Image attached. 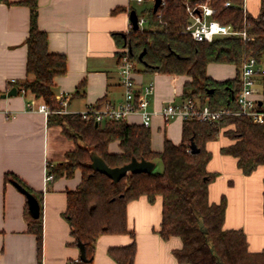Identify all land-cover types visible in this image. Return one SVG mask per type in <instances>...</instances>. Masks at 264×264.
<instances>
[{
    "label": "trees",
    "instance_id": "trees-1",
    "mask_svg": "<svg viewBox=\"0 0 264 264\" xmlns=\"http://www.w3.org/2000/svg\"><path fill=\"white\" fill-rule=\"evenodd\" d=\"M135 1L131 0L130 10L145 15L148 23L144 28H132L125 36H117L121 49L129 48L135 70L140 66L139 70L143 72L185 75L188 79L184 84L183 100L196 101L213 110H230L232 114L223 116L219 122L183 120L182 141L175 143L166 138L160 151L153 149L151 128L143 124L112 120L96 126L95 122L84 120L78 113L49 114V125H59L67 137L84 142L68 151L62 162L49 164L54 179L70 178L77 169L82 171L78 187L67 191L64 216L75 242L85 245L87 260L79 259L72 264H93L96 243L103 234H129L131 243L112 247L109 254L119 264H134L137 243L135 232L129 229L127 207L131 201L143 196L151 203L161 197L159 233L165 240L172 236L181 238L183 246L175 251L180 263L264 264V250L251 251L243 229L225 227L227 198L224 196L219 203L210 201L209 187L217 173L208 170L213 154L207 148V144L222 133L231 142L223 146L221 152L237 158L238 167L244 174L250 175L264 166V123H255L251 118L237 114L240 110L237 95L242 88L241 66L251 56L264 63V0H261L257 15L243 9L245 0H209L222 25L247 31L252 37L250 40L241 36L221 37L212 42L196 41L187 32L188 6L194 7L207 0H161L157 10L156 0H143L140 11ZM227 1L231 2L230 7L225 6ZM16 4L30 8L27 74L33 78L16 81L14 86L19 92L25 89L26 93L43 99L52 110L60 109L54 80L66 72L67 58L49 50L48 34L39 27V0H22ZM211 63L232 64L236 66L237 74L225 80L216 79L208 74ZM258 86L264 108V75L259 78ZM116 141L120 149L112 152L110 145ZM193 142L199 152H193ZM92 150L111 167L122 166L136 157L155 163L160 160L163 169L130 173L114 182L88 165ZM5 177L31 192L17 175L7 173ZM38 199L42 203V197ZM28 225L29 232L37 238L41 259L42 212L39 218H30Z\"/></svg>",
    "mask_w": 264,
    "mask_h": 264
},
{
    "label": "crops",
    "instance_id": "crops-1",
    "mask_svg": "<svg viewBox=\"0 0 264 264\" xmlns=\"http://www.w3.org/2000/svg\"><path fill=\"white\" fill-rule=\"evenodd\" d=\"M22 0H0V264H72L80 259V248L64 216L67 191L75 190L82 180L77 169L73 177L46 180L49 164L65 160L66 153L80 144L67 137L59 125H49L48 117L31 111L44 102L28 92L6 96L14 86L12 80L33 78L27 74L30 30V8L16 4ZM10 3V4H9ZM138 4V3H137ZM247 10L257 15L261 0H245ZM139 6L143 5L138 4ZM136 6V5H135ZM131 0H39V27L46 31L49 50L64 54L67 70L55 77L54 93L67 99L66 111L77 114L91 104L118 103L124 98L120 83V50L118 35L132 29ZM138 11L139 9L137 6ZM116 10V11H115ZM115 11V12H114ZM139 15V14H138ZM135 73L138 86L154 82L150 110L153 117L152 147L160 151L164 140L182 141L183 119L166 124L160 115L168 103L183 101L185 75L140 71ZM208 74L225 80L237 74L236 66L211 63ZM129 123H142L135 114ZM231 141L222 133L207 144L213 157L208 170L217 173L209 187L212 203L227 198L225 227L243 229L253 252L264 250V166L250 175L238 167L237 158L223 154L221 148ZM119 142L110 151H119ZM7 173L17 175L37 198L42 197V257L38 256L37 238L29 232L28 200ZM129 229L135 232L137 251L134 264L180 263L175 251L183 246L180 237L165 240L159 230L162 223V199L151 203L143 196L127 207ZM129 234H103L96 243L93 264H119L109 254L112 247L126 246Z\"/></svg>",
    "mask_w": 264,
    "mask_h": 264
},
{
    "label": "built area",
    "instance_id": "built-area-1",
    "mask_svg": "<svg viewBox=\"0 0 264 264\" xmlns=\"http://www.w3.org/2000/svg\"><path fill=\"white\" fill-rule=\"evenodd\" d=\"M138 4H142L143 0H136ZM226 7L231 6V2L225 3ZM243 9L246 11L244 2ZM189 24L187 32L196 41L212 42L217 38L241 36L244 40H250L252 37L247 31H237L231 25L224 26L215 17L216 9L206 2L198 3L196 6H188ZM148 23L145 15H139V26L144 28ZM120 83L124 88V98L118 103L91 104L84 111L78 114L86 121H92L103 124L106 121L126 120L128 121L132 115L140 114L142 123L145 127L150 128L152 125L155 111L150 110L151 96L154 94L155 84L149 82L143 86H138L135 79V62L130 57L128 47L120 50ZM264 75V63L258 61L254 56L249 57L241 66V82L242 88L237 95V102L240 110L237 114L251 118L255 123H264V108L260 102V88L258 80ZM17 80H12L16 83ZM21 93L26 94L25 89H21ZM62 108L52 110L50 106L42 102L38 106H34L33 102H29L27 107L31 111L44 113L47 117L51 113L62 114L66 111L67 99L61 96L57 99ZM232 114L230 110H213L210 106H201L198 102L192 100H183L180 103H168L160 111L164 122L169 124L176 118L199 119L206 122H219L225 115ZM54 179L53 174L48 170L46 180ZM78 261V260H77Z\"/></svg>",
    "mask_w": 264,
    "mask_h": 264
},
{
    "label": "water",
    "instance_id": "water-1",
    "mask_svg": "<svg viewBox=\"0 0 264 264\" xmlns=\"http://www.w3.org/2000/svg\"><path fill=\"white\" fill-rule=\"evenodd\" d=\"M161 0H156L155 3V10L158 9V7L161 4ZM130 20L132 23L133 29H139V15L137 10L133 9L130 12ZM125 36V34H123ZM144 52L140 55V58H142ZM18 94V89L16 87H13L11 90L8 91L6 96H15ZM260 105H263V102H259ZM96 126H98V123H95ZM191 148L193 152H199V148L197 145L193 142L191 145ZM91 162H89V166L99 172H102L109 176L114 182H119L122 178L127 176L130 173H142V172H152L155 169L156 163L154 161L146 160L144 158L137 159L136 157H133L132 160L122 166H116L111 167L105 159L99 155L95 150L91 151ZM13 183L17 186V188L23 192L28 200V206H29V213L33 218H39L41 214V203L39 199L31 193L28 189H26L24 186H22L17 181L13 180ZM78 246L80 248V259L83 261L87 260L86 256V248L85 245L82 242L78 243Z\"/></svg>",
    "mask_w": 264,
    "mask_h": 264
},
{
    "label": "rangeland",
    "instance_id": "rangeland-1",
    "mask_svg": "<svg viewBox=\"0 0 264 264\" xmlns=\"http://www.w3.org/2000/svg\"><path fill=\"white\" fill-rule=\"evenodd\" d=\"M135 5L140 9L141 7L143 8L144 5L139 6L137 4V2L135 1ZM80 145H84V142L82 140H80ZM163 169V165L162 162L160 160H157L156 166H155V171H162Z\"/></svg>",
    "mask_w": 264,
    "mask_h": 264
}]
</instances>
